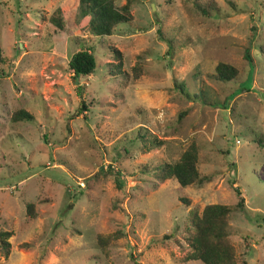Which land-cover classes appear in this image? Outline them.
Returning a JSON list of instances; mask_svg holds the SVG:
<instances>
[{"label": "rangeland", "instance_id": "obj_1", "mask_svg": "<svg viewBox=\"0 0 264 264\" xmlns=\"http://www.w3.org/2000/svg\"><path fill=\"white\" fill-rule=\"evenodd\" d=\"M69 3L0 0V264H201L188 239L215 204L234 264H264V0H131L109 36ZM83 49L96 68L75 79ZM191 146L208 180L161 182Z\"/></svg>", "mask_w": 264, "mask_h": 264}, {"label": "trees", "instance_id": "obj_2", "mask_svg": "<svg viewBox=\"0 0 264 264\" xmlns=\"http://www.w3.org/2000/svg\"><path fill=\"white\" fill-rule=\"evenodd\" d=\"M71 8L79 11L82 16H90L89 30L95 36H109L112 29L123 22L128 21L130 18L131 0L119 9L116 8L112 0H70ZM198 9L205 12L210 5L204 6L196 3ZM51 23L62 29L63 21L60 15V9L56 10L54 16L51 18ZM245 59L250 67L248 76L253 71V65L249 51H245ZM2 62V54L0 48V64ZM96 68L95 57L90 49H83L74 52L68 61V69L73 74V77H88L92 75ZM216 78L219 81H231L236 78V70L226 64L219 63L215 68ZM244 87L240 88L237 92L230 95L233 98L241 92ZM249 90V89H246ZM88 107L82 101L79 112L86 111ZM16 121L30 120L32 117L26 111H18L14 115ZM163 143L158 140L152 146L158 148ZM197 151L194 146L189 147L182 153L174 165H165L163 169H159L161 182L167 179H174L180 187H187L195 183L202 184L208 180L206 177H199L196 170ZM235 192L240 196L237 187L234 188ZM243 203L240 197L237 206ZM33 204H27L26 210L30 211ZM229 213L228 207L223 205H207L202 211L200 218H197L195 223V231L192 236H189L188 244L190 252L186 255V261H198L201 264H234V249L229 243V231L227 226V214ZM227 226V228H226ZM10 232L0 233L1 252L7 256L10 243L8 242ZM134 264H141L134 261ZM245 264V263H244Z\"/></svg>", "mask_w": 264, "mask_h": 264}, {"label": "crops", "instance_id": "obj_3", "mask_svg": "<svg viewBox=\"0 0 264 264\" xmlns=\"http://www.w3.org/2000/svg\"><path fill=\"white\" fill-rule=\"evenodd\" d=\"M178 184V183H177ZM179 186V185H178ZM189 186L185 187L186 189L188 188Z\"/></svg>", "mask_w": 264, "mask_h": 264}, {"label": "water", "instance_id": "obj_4", "mask_svg": "<svg viewBox=\"0 0 264 264\" xmlns=\"http://www.w3.org/2000/svg\"><path fill=\"white\" fill-rule=\"evenodd\" d=\"M154 8V6H152Z\"/></svg>", "mask_w": 264, "mask_h": 264}]
</instances>
